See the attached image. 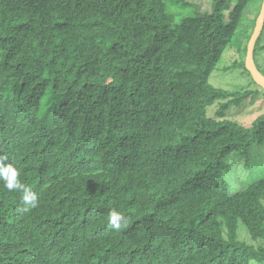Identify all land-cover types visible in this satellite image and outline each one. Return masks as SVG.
I'll use <instances>...</instances> for the list:
<instances>
[{
  "label": "trees",
  "instance_id": "1",
  "mask_svg": "<svg viewBox=\"0 0 264 264\" xmlns=\"http://www.w3.org/2000/svg\"><path fill=\"white\" fill-rule=\"evenodd\" d=\"M262 3L0 0V157L39 197L24 212L0 181V264H264V174L236 192L222 174L264 143V112L228 117L259 90L210 82L237 43L261 87Z\"/></svg>",
  "mask_w": 264,
  "mask_h": 264
},
{
  "label": "rangeland",
  "instance_id": "2",
  "mask_svg": "<svg viewBox=\"0 0 264 264\" xmlns=\"http://www.w3.org/2000/svg\"><path fill=\"white\" fill-rule=\"evenodd\" d=\"M194 3L196 8L201 11L211 10L212 0H187ZM175 12L181 14L192 13L193 7H172ZM251 9L249 18H251ZM181 14H178L179 20ZM248 19V18H246ZM244 25L239 29L236 38L244 39L246 28H250V21H244ZM264 39V32H263ZM262 61L264 62V50L260 52ZM244 60L239 51L237 43L229 46L216 69L210 76V82L218 87L230 90L255 88L259 90V94L255 98L247 99L240 105L232 104L229 106L228 117L238 120L239 122L249 125L254 118L264 112V89L252 83L250 74L241 65ZM246 60V59H245ZM260 71L264 74V64L258 62ZM214 104L209 107L208 112L214 113L217 107ZM226 166L222 171L223 176L227 180L230 190L236 192L248 185L253 179L259 178L264 174V143L254 144L247 153H231L225 160ZM239 238L247 243L258 245V241L253 240L248 234L244 225L239 227Z\"/></svg>",
  "mask_w": 264,
  "mask_h": 264
},
{
  "label": "clouds",
  "instance_id": "3",
  "mask_svg": "<svg viewBox=\"0 0 264 264\" xmlns=\"http://www.w3.org/2000/svg\"><path fill=\"white\" fill-rule=\"evenodd\" d=\"M8 160L7 156L0 157V181H3V187L8 191H18L21 193L24 212L35 209L39 203V197L31 187L23 184L20 180V170L13 163L5 164ZM109 226L117 231L127 226L125 216L116 210H111L108 214Z\"/></svg>",
  "mask_w": 264,
  "mask_h": 264
},
{
  "label": "water",
  "instance_id": "4",
  "mask_svg": "<svg viewBox=\"0 0 264 264\" xmlns=\"http://www.w3.org/2000/svg\"><path fill=\"white\" fill-rule=\"evenodd\" d=\"M264 25V0L262 3V8L257 19V23L251 39L248 43V51L246 56V67L252 74L253 79L257 84H259L264 89V74L259 70L254 62V46L259 37Z\"/></svg>",
  "mask_w": 264,
  "mask_h": 264
}]
</instances>
